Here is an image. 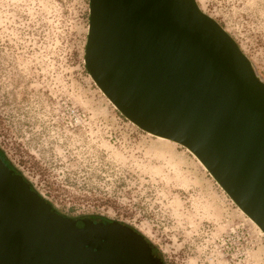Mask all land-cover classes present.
I'll list each match as a JSON object with an SVG mask.
<instances>
[{
    "label": "rangeland",
    "instance_id": "374dc122",
    "mask_svg": "<svg viewBox=\"0 0 264 264\" xmlns=\"http://www.w3.org/2000/svg\"><path fill=\"white\" fill-rule=\"evenodd\" d=\"M264 82V0H194ZM89 0H0V154L60 213L118 220L163 264H264V235L183 145L87 71Z\"/></svg>",
    "mask_w": 264,
    "mask_h": 264
},
{
    "label": "water",
    "instance_id": "95a60500",
    "mask_svg": "<svg viewBox=\"0 0 264 264\" xmlns=\"http://www.w3.org/2000/svg\"><path fill=\"white\" fill-rule=\"evenodd\" d=\"M84 62L120 113L189 149L264 233V82L194 0H89ZM0 264H163L135 228L60 213L0 158Z\"/></svg>",
    "mask_w": 264,
    "mask_h": 264
},
{
    "label": "bare ground",
    "instance_id": "6f19581e",
    "mask_svg": "<svg viewBox=\"0 0 264 264\" xmlns=\"http://www.w3.org/2000/svg\"><path fill=\"white\" fill-rule=\"evenodd\" d=\"M149 135H152V136H154V137H157V138H160V139H164V140H169V139H167V138H164V137H162V136H158V135H154V134H152V133H150V132H147ZM170 141H172V140H170ZM174 142V141H173ZM189 150V149H188ZM189 152L193 155V156H195L190 150H189ZM195 158L200 162V164L204 167V169L206 170V168H205V166L202 164V162L195 156ZM207 171V170H206ZM208 172V171H207ZM209 173V172H208ZM210 174V173H209ZM241 210V209H240ZM242 211V210H241ZM242 213H244L243 211H242ZM245 214V213H244ZM247 216V215H246ZM248 217V216H247ZM254 224H255V222L250 218V217H248ZM260 229V228H259ZM260 231L262 232V230L260 229ZM262 234L264 235V233L262 232Z\"/></svg>",
    "mask_w": 264,
    "mask_h": 264
},
{
    "label": "trees",
    "instance_id": "16d2710c",
    "mask_svg": "<svg viewBox=\"0 0 264 264\" xmlns=\"http://www.w3.org/2000/svg\"><path fill=\"white\" fill-rule=\"evenodd\" d=\"M0 158H3L4 163H5L8 167L14 169V168L11 166V164L8 163V161H7L2 155H0ZM14 170H15V172H17V173H20V172L17 171L16 169H14ZM90 218H92V219L95 220V221H98V220H101V221H108V220H102V219H100V218L97 219L96 217H90Z\"/></svg>",
    "mask_w": 264,
    "mask_h": 264
},
{
    "label": "flooded vegetation",
    "instance_id": "af4514ba",
    "mask_svg": "<svg viewBox=\"0 0 264 264\" xmlns=\"http://www.w3.org/2000/svg\"><path fill=\"white\" fill-rule=\"evenodd\" d=\"M1 155V154H0ZM2 159V161H3V158H1ZM4 162V161H3Z\"/></svg>",
    "mask_w": 264,
    "mask_h": 264
}]
</instances>
